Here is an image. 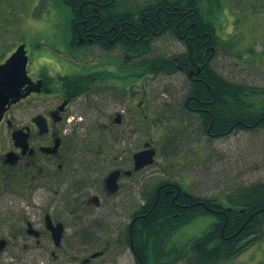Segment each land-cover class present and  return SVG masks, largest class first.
Instances as JSON below:
<instances>
[{"label":"flooded vegetation","instance_id":"obj_1","mask_svg":"<svg viewBox=\"0 0 264 264\" xmlns=\"http://www.w3.org/2000/svg\"><path fill=\"white\" fill-rule=\"evenodd\" d=\"M215 30L217 48L208 40L202 44L205 53L211 45L213 61L223 41L216 26ZM173 38L182 48L167 55L190 52L183 40ZM21 45L28 56L27 81L18 91L5 92L8 101L0 117V182L5 185L0 189L13 204V209L0 207V264H92L126 247L136 264H143L135 255L134 239L141 233L144 196L197 194L185 189L177 177L181 171L193 176L190 166L179 163L181 158L167 163L171 153L161 151L159 139L149 135L128 142L154 120L152 98L143 90L144 71L127 69L132 65L144 69L143 55L129 60L126 49L103 48L94 37L79 35L68 45L73 59L33 73L27 46L20 42L0 53V67ZM174 63L178 69L168 74L180 73L189 81L185 109L200 115L208 137L219 139L239 130L233 124L228 129L214 127L211 108L220 101L206 96L209 86L201 68L187 71L186 64ZM206 116L211 118L209 124ZM149 149L155 150L154 162L139 167L136 153ZM71 183L70 196H32L47 190L63 195ZM224 207L220 211L227 213ZM96 237L103 241L99 251L77 257L63 250L92 243ZM61 250L64 258L58 256Z\"/></svg>","mask_w":264,"mask_h":264},{"label":"rangeland","instance_id":"obj_2","mask_svg":"<svg viewBox=\"0 0 264 264\" xmlns=\"http://www.w3.org/2000/svg\"><path fill=\"white\" fill-rule=\"evenodd\" d=\"M201 6L205 19L215 24L223 40L214 61L218 71L231 81L264 88V0H201ZM71 21V9L63 0H0V49L3 50L0 53L20 42L25 43L33 73L68 58L73 59V50H68ZM180 47L181 44L167 34L155 41L152 52L147 56L175 52L181 50ZM106 55L117 62H124L122 57L113 53ZM48 56L52 60H48ZM127 69L139 73L144 71L147 78L143 81V90L150 94L151 106L155 110L150 126H144L139 135L130 136L128 142L155 136L160 140L161 151L171 153L167 163L181 158L179 163L190 166L193 176L181 171L177 177L185 189L201 196H219L225 202L224 197L236 194L239 188L264 182V127L239 129L219 139L210 138L200 115L185 109L189 81L184 75H154L138 65ZM246 93L249 103L256 108H264V89ZM158 158L162 159L161 154ZM3 176L7 180L6 173ZM76 182L74 178L72 183ZM72 183L63 195L47 190L32 196H70L74 188ZM0 187H5L3 182H0ZM6 196L8 194L0 189V207L13 209ZM215 221L213 213L194 217L173 233L168 245L189 243L203 235ZM102 242L96 237L92 243L85 242L79 248L63 250L67 256L82 257L88 252L101 250ZM58 256L64 258L65 254L61 250ZM92 264H136V261L126 247L96 258ZM222 264H264V239Z\"/></svg>","mask_w":264,"mask_h":264},{"label":"trees","instance_id":"obj_3","mask_svg":"<svg viewBox=\"0 0 264 264\" xmlns=\"http://www.w3.org/2000/svg\"><path fill=\"white\" fill-rule=\"evenodd\" d=\"M63 2L72 12V41L79 35L91 36L103 48L118 46L126 49L129 60L133 55H143L145 71L155 75L174 73L178 69L174 60L181 66L186 64L187 71L201 68L200 74L209 86L206 96H215L220 101L211 108L214 127L228 129L231 124L238 129H245L244 125L251 126V129L264 127V108H256L245 98L247 91L264 88L226 78L214 67L215 54L211 45H208L210 50L207 53L204 51L203 42L211 41L215 50L219 38L214 23L205 19L201 0ZM165 33L183 40L190 52L175 56H147L156 39ZM219 105L223 109L219 110ZM210 121V116H206V122L209 124ZM224 199L225 202L219 196L194 193L173 196L163 192L160 196H144L145 215L139 225L141 233L134 239L136 257L143 264H222L264 239V182L241 187L236 194ZM224 206L227 213L220 211ZM205 213L216 216L209 230L189 243L168 245L173 233Z\"/></svg>","mask_w":264,"mask_h":264},{"label":"water","instance_id":"obj_4","mask_svg":"<svg viewBox=\"0 0 264 264\" xmlns=\"http://www.w3.org/2000/svg\"><path fill=\"white\" fill-rule=\"evenodd\" d=\"M27 61L25 45H21L17 51L11 56L9 61L0 67V117L5 110L8 101L6 91H18L20 87L27 81ZM155 150H143L136 153V162L139 167H143L154 162ZM60 238H56L58 243ZM94 253L92 256H97Z\"/></svg>","mask_w":264,"mask_h":264},{"label":"bare ground","instance_id":"obj_5","mask_svg":"<svg viewBox=\"0 0 264 264\" xmlns=\"http://www.w3.org/2000/svg\"><path fill=\"white\" fill-rule=\"evenodd\" d=\"M203 196V195H202Z\"/></svg>","mask_w":264,"mask_h":264}]
</instances>
